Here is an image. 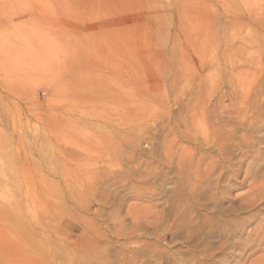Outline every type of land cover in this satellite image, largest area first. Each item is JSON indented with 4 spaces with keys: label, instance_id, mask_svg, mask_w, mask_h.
Returning a JSON list of instances; mask_svg holds the SVG:
<instances>
[{
    "label": "rangeland",
    "instance_id": "rangeland-1",
    "mask_svg": "<svg viewBox=\"0 0 264 264\" xmlns=\"http://www.w3.org/2000/svg\"><path fill=\"white\" fill-rule=\"evenodd\" d=\"M0 264H264V0H0Z\"/></svg>",
    "mask_w": 264,
    "mask_h": 264
}]
</instances>
